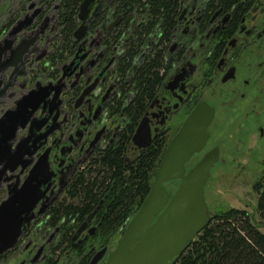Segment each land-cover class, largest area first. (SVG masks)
<instances>
[{
	"label": "flooded vegetation",
	"instance_id": "flooded-vegetation-1",
	"mask_svg": "<svg viewBox=\"0 0 264 264\" xmlns=\"http://www.w3.org/2000/svg\"><path fill=\"white\" fill-rule=\"evenodd\" d=\"M65 2L0 4L2 10L8 7L0 17V44H10L2 62L12 59L21 40L34 42L18 64L0 71V119L16 110L36 86L48 88L13 142L15 147L28 140L30 151L37 150L26 156L31 161L26 169L19 166L7 173L12 179L0 186V205L9 197L8 186L16 183L21 188L46 152L52 173L42 185L32 220L16 244L0 254V264H106L118 244L102 243L101 238H122L135 214L121 226L104 228L108 202L101 194L88 212L70 213L69 207L80 202L75 181L87 178L94 159L127 130V171L154 144L161 145L160 166L171 140L199 108L204 118L210 112L213 117L208 140L186 163L187 170L210 152L218 155L211 177L219 165L255 159L264 163V0H240L232 6L219 0H179L172 22H154L150 12L144 14L141 18L149 27L142 55H151L163 43V64L160 79L139 111L135 66L128 77L120 71L126 41L138 40V18L115 40L125 18L116 0H78L72 11ZM20 25L22 30L14 33ZM125 83L130 84L126 92ZM142 126L149 144L137 147L134 140ZM60 205L66 210L56 214Z\"/></svg>",
	"mask_w": 264,
	"mask_h": 264
},
{
	"label": "water",
	"instance_id": "water-1",
	"mask_svg": "<svg viewBox=\"0 0 264 264\" xmlns=\"http://www.w3.org/2000/svg\"><path fill=\"white\" fill-rule=\"evenodd\" d=\"M7 8H0V17ZM22 28L20 25L13 32ZM33 43V40H21L12 59L6 63L2 62V54L10 44L6 47L0 44V71L18 64L32 50ZM46 94L47 87L36 86L23 96L16 110L8 111L0 119V186L12 179L7 173H14L19 166L24 170L31 164L26 156L32 155L37 147L30 151L28 140H22L15 147L13 142L18 128L26 127L30 115ZM29 107L33 109L30 112L27 110ZM212 117L210 112L204 118L199 108L171 140L150 192L128 222L106 264H167L184 253L188 243L207 227L213 213L206 201L205 188L218 155L217 152L204 155L190 170L186 169V163L204 148L209 137L208 122ZM202 119L206 121L202 123ZM134 142L137 147L149 144L143 126ZM51 175L46 152L33 166L21 188L16 183L8 186L9 197L0 205V254L16 244L24 226L32 220L33 211L43 196L42 185L49 181ZM172 182L179 183L174 191L165 186L169 183L172 188Z\"/></svg>",
	"mask_w": 264,
	"mask_h": 264
},
{
	"label": "trees",
	"instance_id": "trees-1",
	"mask_svg": "<svg viewBox=\"0 0 264 264\" xmlns=\"http://www.w3.org/2000/svg\"><path fill=\"white\" fill-rule=\"evenodd\" d=\"M66 7L71 11L77 6L78 0H65ZM240 0H219L223 6H232ZM118 9L125 12L118 36L123 38L132 26L134 18L135 36L126 41L123 55L120 59V71L124 77L129 76L132 66L137 71L138 111L144 100L153 91L154 85L160 79L163 61L160 53L163 43L155 46L151 55H142V38L149 25L141 18L150 12L153 21L162 18L172 22L179 0H116ZM142 55L138 65L135 59ZM144 56V57H143ZM137 66V67H136ZM130 84L125 83L126 92ZM129 131H125L117 144L101 152L92 163L87 178L79 177L73 187L80 202L72 203L69 212L83 214L92 208V201L97 202V195L107 198V212L104 213L105 227L125 224L141 207L151 190L155 170L160 158V144H154L133 167L127 171L124 166V154ZM87 179V180H86ZM88 185H85V184ZM254 190L258 195L257 212L264 224V173L255 183ZM66 210L63 205L57 206L56 214ZM261 223L256 222L248 210L230 208L222 213L213 214L207 227L191 240L184 253L175 257L167 264H264V231Z\"/></svg>",
	"mask_w": 264,
	"mask_h": 264
},
{
	"label": "rangeland",
	"instance_id": "rangeland-1",
	"mask_svg": "<svg viewBox=\"0 0 264 264\" xmlns=\"http://www.w3.org/2000/svg\"><path fill=\"white\" fill-rule=\"evenodd\" d=\"M136 20L139 21V19ZM263 173L264 163L260 159L245 160L241 164L229 165L226 168L219 165L205 189L206 201L211 212L215 214L225 212L230 208L244 209L252 214L256 222L261 223L262 220L257 212L258 195L254 190V185L262 178ZM177 184V182L173 184L172 191ZM260 225L264 231V224ZM120 239L121 237L117 236L112 239L101 238V241L106 243V241L112 240L115 245L119 243Z\"/></svg>",
	"mask_w": 264,
	"mask_h": 264
}]
</instances>
